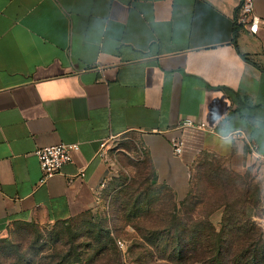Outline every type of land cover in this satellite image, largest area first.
<instances>
[{"label":"crops","instance_id":"1","mask_svg":"<svg viewBox=\"0 0 264 264\" xmlns=\"http://www.w3.org/2000/svg\"><path fill=\"white\" fill-rule=\"evenodd\" d=\"M237 4L0 0V234L92 209L108 174L99 143L128 134L176 201L205 157L251 174L264 203V0L255 32L235 23ZM185 116L204 126L178 127ZM57 142L78 148L39 182L33 149Z\"/></svg>","mask_w":264,"mask_h":264},{"label":"rangeland","instance_id":"2","mask_svg":"<svg viewBox=\"0 0 264 264\" xmlns=\"http://www.w3.org/2000/svg\"><path fill=\"white\" fill-rule=\"evenodd\" d=\"M105 143L108 174L97 192L94 207L81 214L63 218L64 221L12 222L0 234V261L5 260L4 256H8L9 261V255L12 256L13 253H45L50 249V238L53 235H57L59 240L70 235L81 239L85 230L102 227L114 238L125 240L131 264H166L161 258L164 253L163 251L161 254L160 251L161 236L149 243L141 238L146 231L154 229L152 226L147 227L153 220L145 217H125L127 194L132 190H141L152 176L147 158L133 134L113 138ZM221 202L223 204L216 207ZM225 202L232 209L245 208V214L249 215L255 224V219L261 217L264 211L259 187L251 174H239L224 168L213 158L201 157L195 159L191 166L190 186L185 202L173 199L168 202L167 199L161 198L156 201V207H160L161 215L173 210L186 229L190 226L188 217L192 219V226L197 230V220L201 217H206L218 229ZM134 223L144 226L146 230H135ZM160 228L155 227L156 230ZM118 251L121 252L119 248Z\"/></svg>","mask_w":264,"mask_h":264},{"label":"trees","instance_id":"3","mask_svg":"<svg viewBox=\"0 0 264 264\" xmlns=\"http://www.w3.org/2000/svg\"><path fill=\"white\" fill-rule=\"evenodd\" d=\"M151 174L152 176L141 190H132L127 194L125 217L128 219L145 217V219L153 220L150 225L147 224V227L152 226L154 229L146 231L141 238L149 243L161 236V254L164 251L161 258L166 261V264H192L194 262H199V264H264L262 229L253 222L249 215L245 214V208L244 210L242 208L232 209L225 202L218 229L206 217L197 220L199 230L192 226L193 221L188 217L187 221L190 226L188 225L186 229L181 225L183 222H179L180 217L173 210L160 214L162 212L160 207H156V201L161 198L167 199L168 202L175 199L167 186L157 183L152 168ZM186 196L178 201L184 203ZM221 204L223 202L217 204L216 207ZM261 216L264 218V211ZM60 220L63 219H56V221ZM139 226L134 223L135 230L145 229L144 226ZM155 227L161 228L156 230ZM50 239V249L47 252L13 253L12 256L9 255V261L8 256H4L5 260L0 261V264L121 263L120 252L114 237L106 228L87 229L83 232L81 239H76L71 235L61 240L57 235H53ZM141 254L139 256H142Z\"/></svg>","mask_w":264,"mask_h":264},{"label":"built area","instance_id":"4","mask_svg":"<svg viewBox=\"0 0 264 264\" xmlns=\"http://www.w3.org/2000/svg\"><path fill=\"white\" fill-rule=\"evenodd\" d=\"M234 21L236 24H241L250 32H255L259 17L253 10V0H238L235 9ZM255 29V30H254ZM181 126H195L202 128L203 122H195L191 117L185 116L178 123ZM99 143L97 154L106 160L105 142ZM169 144L173 154H179L181 151V139L178 136L169 137ZM78 148L77 142H57L47 145L37 146L33 149V153L37 159L40 176L39 182L59 172L62 164L71 160L72 152ZM116 246L120 249V264H130L127 255L125 240L119 237L114 238Z\"/></svg>","mask_w":264,"mask_h":264},{"label":"clouds","instance_id":"5","mask_svg":"<svg viewBox=\"0 0 264 264\" xmlns=\"http://www.w3.org/2000/svg\"><path fill=\"white\" fill-rule=\"evenodd\" d=\"M216 116H221V113L219 110H217ZM212 118L215 119V117H212ZM232 140H233V134L222 130V133L220 136V143L222 145H230L232 143Z\"/></svg>","mask_w":264,"mask_h":264},{"label":"snow or ice","instance_id":"6","mask_svg":"<svg viewBox=\"0 0 264 264\" xmlns=\"http://www.w3.org/2000/svg\"><path fill=\"white\" fill-rule=\"evenodd\" d=\"M255 30V29H254Z\"/></svg>","mask_w":264,"mask_h":264}]
</instances>
